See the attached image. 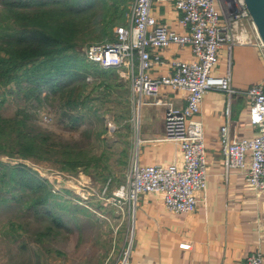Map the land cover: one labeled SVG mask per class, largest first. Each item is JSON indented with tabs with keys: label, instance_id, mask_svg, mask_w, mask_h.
<instances>
[{
	"label": "trees",
	"instance_id": "1",
	"mask_svg": "<svg viewBox=\"0 0 264 264\" xmlns=\"http://www.w3.org/2000/svg\"><path fill=\"white\" fill-rule=\"evenodd\" d=\"M128 1L0 0V105L18 104L12 116L0 112V155L68 173H91L109 158L106 150L101 155L93 151L94 140L107 129L97 130L91 116L101 120L95 100L113 89L118 74L88 61L81 48L90 39L113 41L115 25L126 24L121 8ZM43 110L57 116L58 127L72 132L88 124L81 131L84 142L44 126ZM121 153L129 157L128 148ZM67 203L71 201L29 165L0 160V208L10 215L3 225L10 243L22 242L26 249L27 229L36 242L54 239L68 228Z\"/></svg>",
	"mask_w": 264,
	"mask_h": 264
},
{
	"label": "crops",
	"instance_id": "2",
	"mask_svg": "<svg viewBox=\"0 0 264 264\" xmlns=\"http://www.w3.org/2000/svg\"><path fill=\"white\" fill-rule=\"evenodd\" d=\"M151 13L159 25L185 31L174 0H156ZM243 23L244 33L254 43L237 44L232 50L221 48L219 63L212 72L230 76L233 92L210 89L197 116L203 123L207 149L206 188L198 193L193 212L169 211L159 193L138 196L130 205L128 223L133 264H239L257 251L264 258V190L247 181V170L228 168L222 142L223 127L228 128L230 138H251L258 133L249 121L248 91L253 85L264 84V49L258 45L250 22ZM151 54H159L164 61L147 71L153 78L173 73L169 66L172 60L194 58L189 45L172 44L151 50ZM138 99L131 164L181 167L182 150L165 140V102L183 107L186 92L161 86L157 95ZM182 244H189V248Z\"/></svg>",
	"mask_w": 264,
	"mask_h": 264
},
{
	"label": "built area",
	"instance_id": "3",
	"mask_svg": "<svg viewBox=\"0 0 264 264\" xmlns=\"http://www.w3.org/2000/svg\"><path fill=\"white\" fill-rule=\"evenodd\" d=\"M155 1L134 0L130 18L116 28L115 39L88 44L83 52L88 61L104 69L128 68L135 106L139 97L157 95L161 86L186 92L183 107L165 102V140L182 150V166L133 163L126 192L116 195L132 205L142 193H159L169 211L193 212L198 204V193L207 185L204 127L197 116L210 89L233 92L230 76L212 73L219 63V52L223 47L232 50L237 44L254 43L244 33L246 20L256 32L258 45L264 48V44L244 0H174L175 9L181 13L180 24L185 29L182 33L158 24L151 13ZM172 44L191 46L194 58L172 60L169 66L174 69L173 73L151 77L147 71L155 63L164 64L161 56H153L151 50ZM248 94L251 99L249 121L258 133L251 138H230L228 128L223 127L222 142L228 168L247 170V181L264 190V84L251 86ZM182 247L189 248V244H182ZM114 264H133L131 243L123 247ZM239 264H264V258L257 251Z\"/></svg>",
	"mask_w": 264,
	"mask_h": 264
},
{
	"label": "rangeland",
	"instance_id": "4",
	"mask_svg": "<svg viewBox=\"0 0 264 264\" xmlns=\"http://www.w3.org/2000/svg\"><path fill=\"white\" fill-rule=\"evenodd\" d=\"M133 3L134 0H129L120 7L124 11L126 23ZM121 25L124 23L116 24L114 32ZM105 40L108 38L90 39L81 50L91 43L108 42ZM114 70L118 77L113 78V89L101 99L95 100L97 115L101 120L91 116L97 130H101L104 125L107 129L99 140H94V153L101 155L106 150L109 156L98 170L92 169L91 173L83 170L68 173L52 165L0 155L2 161L29 165L40 176L48 179L54 190L71 201L67 203L68 208L64 212L68 228L63 229L54 239H40L39 242L32 239V231L27 229L23 239L27 244L26 249H23L22 242L13 244L5 238L3 225L10 215L4 208H0V264H114L123 247L128 245L130 204L124 197H117L116 193L123 194V187L128 188L137 108L127 75L128 68ZM92 96L96 97V93ZM17 108L18 104L12 100L0 105V112L12 116ZM56 117L50 110H43L40 120L55 134L65 139L75 137L84 142L81 131L88 124L83 125L80 132H72L58 127ZM126 148L129 149L128 158L121 153Z\"/></svg>",
	"mask_w": 264,
	"mask_h": 264
},
{
	"label": "water",
	"instance_id": "5",
	"mask_svg": "<svg viewBox=\"0 0 264 264\" xmlns=\"http://www.w3.org/2000/svg\"><path fill=\"white\" fill-rule=\"evenodd\" d=\"M244 2L264 44V0H244Z\"/></svg>",
	"mask_w": 264,
	"mask_h": 264
}]
</instances>
